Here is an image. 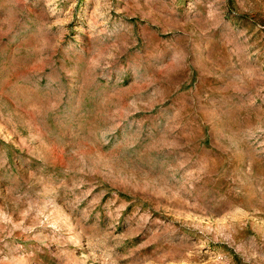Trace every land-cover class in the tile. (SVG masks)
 Listing matches in <instances>:
<instances>
[{
	"label": "rangeland",
	"instance_id": "374dc122",
	"mask_svg": "<svg viewBox=\"0 0 264 264\" xmlns=\"http://www.w3.org/2000/svg\"><path fill=\"white\" fill-rule=\"evenodd\" d=\"M0 264H264V0H0Z\"/></svg>",
	"mask_w": 264,
	"mask_h": 264
}]
</instances>
